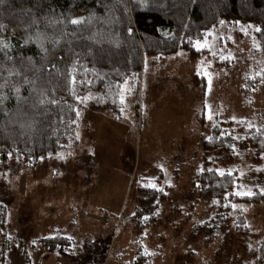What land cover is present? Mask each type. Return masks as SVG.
Returning a JSON list of instances; mask_svg holds the SVG:
<instances>
[{
    "label": "rangeland",
    "instance_id": "rangeland-1",
    "mask_svg": "<svg viewBox=\"0 0 264 264\" xmlns=\"http://www.w3.org/2000/svg\"><path fill=\"white\" fill-rule=\"evenodd\" d=\"M255 30L223 22L196 44L208 50L196 62L184 51L158 63L147 60L139 93L130 79L122 87L119 113L93 107L82 115L71 148L37 168L21 162L1 166L0 201L9 208L10 231L23 243L9 264H134L140 251L150 255L144 264H242L252 259L250 249L264 237V203L234 205L214 236L202 229L214 216L210 205L186 192L191 174L200 168L201 143L214 125L246 121L259 126L264 121V86L242 91L245 79L264 69L263 58L255 53ZM221 60L229 65L219 68ZM194 75L204 77L205 84L193 83ZM235 157L220 156L214 163L220 170L236 169L237 192L252 194L257 185L253 173L264 166H254L244 155ZM145 173L141 185L160 182L169 188V200L161 223L136 241L129 217L132 183ZM171 208L182 212L167 216ZM239 210L246 220L241 228ZM52 234L71 245L44 251Z\"/></svg>",
    "mask_w": 264,
    "mask_h": 264
},
{
    "label": "trees",
    "instance_id": "trees-1",
    "mask_svg": "<svg viewBox=\"0 0 264 264\" xmlns=\"http://www.w3.org/2000/svg\"><path fill=\"white\" fill-rule=\"evenodd\" d=\"M223 22L254 26L255 53L264 60V0H0V167L21 162L37 168L71 148L82 115L93 107L119 113L122 87L130 79H135L139 93L147 60L158 63L184 51L196 62L208 53L196 44ZM229 62L218 61V67ZM192 80L205 84L204 77L194 75ZM259 86H264V69L246 78L242 91ZM135 109L138 112V104ZM248 125H214L201 143L200 168L191 174L186 195L210 205L214 216L202 229L212 230L214 236L234 205L264 203V169L253 173L257 185L252 194L241 195L238 171L220 170L214 163L220 156L234 161L236 155H244L254 166H264V121ZM146 176L138 182L135 176L132 183L129 217L136 241L146 239L161 223L169 200V188L160 182L141 185ZM174 211L182 209L171 208L167 216ZM237 214L239 227L245 225L243 213ZM8 218L9 208L0 201V264H9L23 244L10 231ZM71 243L52 234L44 251L55 253ZM249 252L252 259L242 264H264V237ZM138 253L134 264L150 257Z\"/></svg>",
    "mask_w": 264,
    "mask_h": 264
},
{
    "label": "snow or ice",
    "instance_id": "snow-or-ice-1",
    "mask_svg": "<svg viewBox=\"0 0 264 264\" xmlns=\"http://www.w3.org/2000/svg\"><path fill=\"white\" fill-rule=\"evenodd\" d=\"M72 23H74V24H75V23H79V21H75V20H74V21H72ZM0 87H3V86L0 85ZM17 91H18V89H17ZM0 99H2V97H0Z\"/></svg>",
    "mask_w": 264,
    "mask_h": 264
},
{
    "label": "crops",
    "instance_id": "crops-1",
    "mask_svg": "<svg viewBox=\"0 0 264 264\" xmlns=\"http://www.w3.org/2000/svg\"><path fill=\"white\" fill-rule=\"evenodd\" d=\"M90 117L87 116V125L89 126ZM92 123V122H91Z\"/></svg>",
    "mask_w": 264,
    "mask_h": 264
}]
</instances>
